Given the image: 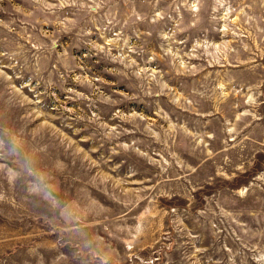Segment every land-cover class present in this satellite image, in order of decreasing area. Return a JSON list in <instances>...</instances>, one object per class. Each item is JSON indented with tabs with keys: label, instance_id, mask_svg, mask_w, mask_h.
<instances>
[{
	"label": "rangeland",
	"instance_id": "rangeland-1",
	"mask_svg": "<svg viewBox=\"0 0 264 264\" xmlns=\"http://www.w3.org/2000/svg\"><path fill=\"white\" fill-rule=\"evenodd\" d=\"M0 264H264V0H0Z\"/></svg>",
	"mask_w": 264,
	"mask_h": 264
}]
</instances>
